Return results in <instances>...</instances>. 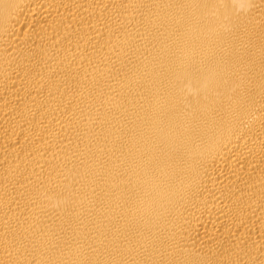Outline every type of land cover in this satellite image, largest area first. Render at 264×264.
Segmentation results:
<instances>
[{
	"label": "bare ground",
	"instance_id": "obj_1",
	"mask_svg": "<svg viewBox=\"0 0 264 264\" xmlns=\"http://www.w3.org/2000/svg\"><path fill=\"white\" fill-rule=\"evenodd\" d=\"M0 264H264V0H0Z\"/></svg>",
	"mask_w": 264,
	"mask_h": 264
}]
</instances>
